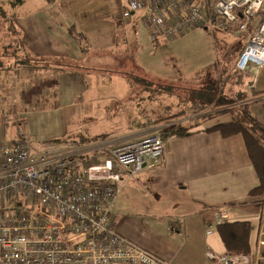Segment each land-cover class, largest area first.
<instances>
[{
	"label": "crops",
	"instance_id": "0c3cea01",
	"mask_svg": "<svg viewBox=\"0 0 264 264\" xmlns=\"http://www.w3.org/2000/svg\"><path fill=\"white\" fill-rule=\"evenodd\" d=\"M128 2L17 1L14 9L20 13L14 14V25L34 60L50 61L52 71H47L45 81L43 71L26 68L1 76L0 106L7 102L2 94L6 87L15 90L19 71L21 74L25 71L43 74L39 77L43 82L41 88L30 74V83L26 84V88L31 89L29 100L20 93L21 105L31 104L33 97L35 105L27 111H37L20 114L23 126L18 127L23 129L36 152L52 145L66 149L98 143L101 140L96 138L107 135L97 133V127L111 125L113 119L126 118L131 129L114 138L134 137L148 129H168L171 124L174 127L195 124L196 117L192 119L190 108L197 104L207 106L205 114L200 115L204 116L249 103L250 115L264 126V69L249 90L244 86L253 80L249 76L244 84L238 85L234 64L239 55L236 60L231 56L236 48L234 45L245 47L246 38H228L215 27L195 30L172 42L155 44L146 33L141 11L124 16L129 10ZM70 27L86 38L89 53L82 54L69 37ZM129 70L155 84L170 86V100L175 104L169 106L173 112H178L184 110V104L187 116L156 127L150 120L158 116L160 109L147 110L155 101H142L135 107L132 100L136 117H131L124 103L131 94ZM172 92L187 94L191 99L181 101ZM261 92L255 98L250 97L252 93ZM242 94L248 99L217 107L218 100L232 101L243 97ZM13 103L12 98L9 104ZM234 115L214 117L183 136L165 139L162 164L144 170L129 182L113 206V222L119 235L145 248L163 264H217L206 254L208 251L226 254L216 226L219 214L223 224L250 223L252 249L264 213V196H250L259 181L244 139L240 135L224 138L220 133L208 132L215 125L233 122ZM8 122L11 124L13 119ZM135 122L146 126L133 130L131 126ZM91 123L96 126L92 131L88 130ZM17 129L4 130L0 115L1 142H12ZM209 230L212 234L207 235Z\"/></svg>",
	"mask_w": 264,
	"mask_h": 264
},
{
	"label": "built area",
	"instance_id": "2783aa9c",
	"mask_svg": "<svg viewBox=\"0 0 264 264\" xmlns=\"http://www.w3.org/2000/svg\"><path fill=\"white\" fill-rule=\"evenodd\" d=\"M138 11L155 43L215 27L246 38L235 70L250 75L249 90L264 69V0H129L124 16ZM22 130L12 142L0 141V264H163L119 235L112 214L124 187L162 164L160 130L40 152ZM206 257L217 264H264V213L250 253L208 251Z\"/></svg>",
	"mask_w": 264,
	"mask_h": 264
},
{
	"label": "trees",
	"instance_id": "16d2710c",
	"mask_svg": "<svg viewBox=\"0 0 264 264\" xmlns=\"http://www.w3.org/2000/svg\"><path fill=\"white\" fill-rule=\"evenodd\" d=\"M18 1V0H17ZM14 5V4H13ZM0 16L4 19L7 17V13L0 7ZM14 15L11 16L10 26L9 30L13 33V38L10 40L9 44L6 46L0 47V79L3 75H9L11 72H13L15 69H32L35 71H43V79L45 81V78L48 79L47 71H52L51 64L47 61V63H43L39 60H34V57L31 56V54L26 49L22 35L20 31L15 27L14 21H13ZM68 35L69 37L75 42V44L79 47L80 52L82 54L89 53L88 46L86 44L85 37L81 34H78L74 27L68 28ZM2 50V52H1ZM9 54V55H8ZM5 58L7 61H11L10 66H4L2 59ZM37 61V62H36ZM70 66H68L69 68ZM61 72L62 70H58ZM128 81L131 89V93L133 91H138L139 84H143L144 86H148L142 89L143 93H148V101H157L159 98H161L164 94H169V90H172L169 87H164L166 90H161V87L159 84H155L154 82H150L147 79L139 76L134 75V72H129ZM237 74L238 85L244 84V79L246 77H249L245 75H241L240 73ZM136 78V79H133ZM43 84V82H42ZM40 88L41 85L39 82ZM52 85V84H51ZM161 85V84H160ZM156 86H159L160 88L157 89ZM163 86V85H162ZM151 87H155L154 89ZM157 91V92H156ZM163 91V92H161ZM166 92V93H165ZM261 93H252L250 95L251 98H255L259 96ZM243 95V94H242ZM158 96V97H156ZM157 98V99H156ZM248 99L247 96L243 95L239 96L236 100H224L220 99L218 100V108L231 106L237 104V101L240 100H246ZM134 99L131 98V101ZM142 101H147L144 98H140L136 100V104L141 103ZM245 103V102H244ZM249 103H245L240 105L238 108H228L222 112H215L212 114L200 116L201 114L205 113L207 110V106L197 104L194 105L192 108H190V116L191 117H197L195 119L196 123L194 122L189 124L188 126L179 125L176 126L174 129H161L160 134L164 139H167L168 137L173 136H183L188 131L196 127L197 125H203L212 120L214 117H219L223 114H230L231 116L234 114L240 115L239 120H235L233 122L227 123V124H221L215 127H212L208 129V132H217L222 135L224 138H230L237 135H240L243 137L245 146L247 149L248 156L250 158V161L253 165V168L256 172L259 185L253 189L250 192L251 197H263L264 196V126L259 123L255 118H253L249 113ZM236 111V112H235ZM1 115V126L4 130H6L9 127L18 128L23 126L22 119L15 118L13 122L10 124L8 122L7 113H0ZM241 115L243 116V120L241 119ZM187 116V112L185 110H181L178 112H173L171 106H165L162 109V113L158 115L154 120L151 121V125H154L156 127L165 126L169 123L177 122L182 119H184ZM242 120V121H241ZM146 125L141 124L140 122H135V124L132 127L133 130H137L140 128H144ZM107 136H100L96 139H107ZM66 143H71L67 141ZM74 143V142H73ZM76 144H80L81 142H76ZM218 233L222 239V242L226 248V254L228 255H239V254H248L251 252V233H252V227L250 223L242 222V223H233V224H223L218 227Z\"/></svg>",
	"mask_w": 264,
	"mask_h": 264
},
{
	"label": "rangeland",
	"instance_id": "374dc122",
	"mask_svg": "<svg viewBox=\"0 0 264 264\" xmlns=\"http://www.w3.org/2000/svg\"><path fill=\"white\" fill-rule=\"evenodd\" d=\"M16 3H17V0H0V7L7 13L6 19H4V18H2L0 16V47L3 46V45L6 46L7 44H9L10 40L13 38V33H12V31L9 30V26H10L9 24H10V21H11V16L16 14V13H20L19 10L14 9ZM11 5H13V6H11ZM14 20H15V15L13 17V21ZM228 38H236V37H228ZM235 46H236V48H234L233 52L231 53V56L233 58H235V60H236L237 56L240 55V53L243 50V48L241 46L234 45V47ZM1 52H2V50H1ZM2 61L4 62L3 63L4 66H10V64H11V61H7L5 58H3ZM236 62H237V60H236ZM234 66H236V63L234 64ZM94 67L96 68V66H94ZM94 67H92V68H94ZM234 69H235V67H234ZM26 73L29 74V75H26ZM30 74H31L30 71H25V74L24 73L21 74V72L19 71L18 74H17L19 79L17 78L18 81L16 83L15 90L12 89L11 86H9V87H6L5 91L2 93L4 99L7 100V102L6 103H2L3 105L0 106V110L3 111L2 113H7L6 116H7V118H9L8 121H10V119L14 120L15 118L21 119L20 114H26L27 115L28 113H31V112H37V111H35V109L27 111L28 109H31L30 107L32 105L33 106L35 105L33 103V97H32V100H30L31 104H27L26 106L23 107L21 105V103H20V102L23 101V100L20 99V93L21 92L23 93L25 99L29 100L28 95L30 94L31 89L29 90L28 88H26V84H27V82L30 83L29 80H30V76L31 75H34L35 79L38 82H40V84H42V79H41V81L39 79V77L41 76L40 73H32L31 75ZM133 79H136V78H133ZM36 80H34V81L36 82ZM45 80H47V79H45ZM150 82L152 83V81H150ZM41 87H43V86H41ZM138 87H139L138 91H136V92L133 91V93H131L130 96H129V100L128 101L126 100L124 102L125 103V108H129L128 114L131 115V117H133V116L136 117V110H135L134 106L137 103L136 102L137 99L144 98L145 100L148 101V99H147V97L149 96L148 93H143L142 92V89L145 88V87H148V86H146V85L144 86L143 84L140 83ZM160 87H161V90L162 89L166 90V89H164V86H160ZM244 87H247V86H244ZM151 88L154 89L155 87H151ZM157 89H159V86H157ZM182 89L185 90L186 87L185 88L182 87ZM168 93L169 94L166 93L161 98H159L158 102L155 101V103H153L154 101H149L150 103H153V104L149 105L147 107V110L154 109V108L155 109L159 108L160 111H158V113H159L158 115H160L162 113V107L169 106V104H175L174 101L170 100L171 99L170 92H168ZM172 93H173L174 96L177 95L181 101L182 100H187L188 101V100L191 99V97L189 95H187V94H180L178 92H172ZM156 97H158V96H156ZM12 98H13L14 103L13 104H9V102L12 103ZM131 98L134 99V106H132L133 103L130 100ZM182 105L184 106V110H185V105L184 104H182ZM183 106H181V108H183ZM211 113H213V112H211ZM234 116L236 117V120H239L238 119L240 117L239 114L236 113ZM131 117H130V120H131ZM241 119L242 120L244 119L242 115H241ZM194 120H195V118H194ZM112 122H113V124H111V125L107 124L105 126L97 127V131L96 132L99 133L100 135L101 134H105V135H107V137L114 138V137H117V136H120V135H123V134H127L129 131H131V129L129 128L130 124L127 123L126 118H125V120H123V119H113ZM112 122H110V123H112ZM88 123L90 124L89 121H87V124ZM92 124L93 123H91V125L88 127V130H91V131H92V129L94 130V128L96 126H93ZM96 125L98 126L99 123L97 122ZM85 126H84V128H85ZM170 126L172 127V124ZM171 129H173V128H171ZM84 130H86V128ZM73 138H75V137L73 136ZM107 139L109 140V138H107ZM107 139H105V140H107ZM101 140H104V139H101ZM93 158H94L93 162L97 163L99 161V158H96V155Z\"/></svg>",
	"mask_w": 264,
	"mask_h": 264
},
{
	"label": "bare ground",
	"instance_id": "6f19581e",
	"mask_svg": "<svg viewBox=\"0 0 264 264\" xmlns=\"http://www.w3.org/2000/svg\"><path fill=\"white\" fill-rule=\"evenodd\" d=\"M129 3V2H128ZM129 5V4H128ZM128 9H129V7H128ZM139 12V11H138ZM137 12V13H138ZM135 14H136V12H135ZM142 15V14H141ZM142 17V16H141ZM141 20V19H140ZM141 25H142V22H141ZM249 32H251V31H249ZM146 33H147V31H146ZM86 39V38H85ZM156 44V43H155ZM158 44V43H157ZM160 84H162V83H160ZM159 86H162V85H159ZM170 87V86H169ZM156 88H157V86H156ZM160 88V87H159ZM250 89H252V88H250ZM206 90V89H205ZM204 90V91H205ZM157 92V91H156ZM161 92H163V91H161ZM166 93V92H165ZM215 101V100H214ZM204 105V104H203ZM206 105V104H205ZM217 112V111H216ZM205 114V113H204ZM208 114V113H207ZM204 117V116H203ZM223 117V116H222ZM197 118V117H196ZM240 118V117H239ZM193 119V118H192ZM214 120V119H213ZM208 122V121H207ZM206 124V123H205ZM216 126V125H215ZM164 130V129H163ZM165 131V130H164ZM25 133V132H24ZM162 136V135H161ZM105 140V139H104ZM108 140V139H107ZM52 142V141H51ZM53 142H55V141H53ZM58 143H61V142H58ZM57 143V144H58ZM50 144V143H49ZM79 145V144H78ZM53 146V145H52ZM64 147V146H63ZM41 148V147H40ZM97 156V155H96ZM94 157H95V155H94ZM97 158V157H96ZM219 215V214H218ZM219 227V226H218ZM217 227V228H218ZM119 233V232H118ZM123 237V236H122ZM145 249V248H144ZM146 250V249H145Z\"/></svg>",
	"mask_w": 264,
	"mask_h": 264
}]
</instances>
